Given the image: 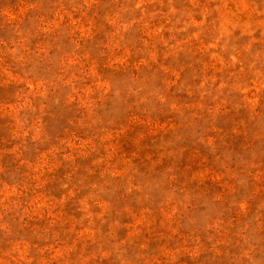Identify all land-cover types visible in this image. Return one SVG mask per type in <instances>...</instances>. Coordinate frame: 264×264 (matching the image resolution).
I'll use <instances>...</instances> for the list:
<instances>
[{
	"label": "rangeland",
	"instance_id": "obj_1",
	"mask_svg": "<svg viewBox=\"0 0 264 264\" xmlns=\"http://www.w3.org/2000/svg\"><path fill=\"white\" fill-rule=\"evenodd\" d=\"M0 264H264V0H0Z\"/></svg>",
	"mask_w": 264,
	"mask_h": 264
}]
</instances>
